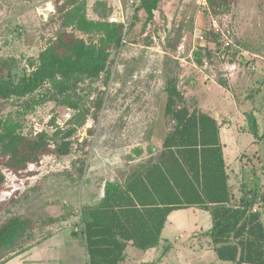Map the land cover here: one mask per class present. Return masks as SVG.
I'll return each mask as SVG.
<instances>
[{
    "label": "rangeland",
    "instance_id": "rangeland-1",
    "mask_svg": "<svg viewBox=\"0 0 264 264\" xmlns=\"http://www.w3.org/2000/svg\"><path fill=\"white\" fill-rule=\"evenodd\" d=\"M87 1L90 18L125 23L123 45L116 53L112 51L107 79L102 73L93 82L80 84L81 105L90 114L72 136L70 154H44L38 163L17 172L0 164L4 175L0 222L12 215L31 216L36 233L34 240L23 239L14 249L22 248L20 252L2 253L0 264H87L81 210L100 202L107 181L124 183L131 172L158 155L168 131L164 112L168 77H176L185 97H197L200 104L231 100L227 89L217 84L219 79L229 78L225 65L230 61L240 66L243 77L257 82L264 78V0H206L205 4L203 0H160L151 21L142 10L136 11V3L130 6L129 0ZM54 2L58 0H0V74L9 70L19 78L32 70L30 60L61 29ZM37 7L45 8V13ZM135 12L138 20L127 30ZM209 32L220 37L213 40ZM76 35L98 40L97 35L89 38L80 31ZM217 42L222 47L228 42L229 50L219 51ZM99 97L102 105L97 108ZM27 99L10 98L1 113L18 120L24 134L42 130L51 134L57 126L68 127L74 110L53 101L26 109ZM260 125L263 129L264 114ZM259 140L253 157L243 153L242 161L235 162V171L243 174V164H249L248 179L233 181L236 200L264 189V138ZM179 213L186 216L183 221L187 224L196 217L191 210ZM48 237L52 240L47 241ZM187 240L182 235L177 243ZM183 250L174 253L176 264H185L187 249ZM141 255L142 251L136 259ZM195 256L189 258L192 264L198 261ZM200 256L206 264L220 261L215 253L204 256L200 252ZM125 264L136 263L126 259Z\"/></svg>",
    "mask_w": 264,
    "mask_h": 264
},
{
    "label": "trees",
    "instance_id": "trees-1",
    "mask_svg": "<svg viewBox=\"0 0 264 264\" xmlns=\"http://www.w3.org/2000/svg\"><path fill=\"white\" fill-rule=\"evenodd\" d=\"M159 3L137 0L136 11L142 10L151 21ZM54 7L61 16V29L38 57L30 60L32 70L19 78L9 70L0 74V164L15 172L38 163L44 154L71 153V138L90 114V109L81 105L80 84L93 82L102 73L107 79L112 51L116 53L123 45L125 23L90 18L87 0H58ZM137 20L135 12L127 30L133 29ZM77 31L89 38L97 35L98 40L78 37ZM209 34L213 40L220 37L219 33ZM217 45L221 52L229 50V46ZM207 55L211 59L210 52ZM196 63L201 61L197 59ZM218 83L226 86L224 79ZM165 92L164 112L169 123L158 155L131 172L124 183L107 181L100 202L81 210L87 264H125L130 243L141 251L158 247L167 216L189 207L209 211L212 227L205 233L219 260L264 264V189L236 200L217 120L203 110L197 97H185L176 77L167 78ZM12 97H29L24 101L26 109L53 101L71 108L74 114L67 120V128L57 126L51 134L45 130L24 134L18 120L1 114L3 103ZM101 105L99 97L95 106ZM246 119L248 131L256 139H263L264 130L259 133L255 115L250 112ZM3 181L0 171V185ZM35 237L31 216H9L0 222V258L6 251L20 252L22 248L14 250L19 243ZM136 264H159V259Z\"/></svg>",
    "mask_w": 264,
    "mask_h": 264
},
{
    "label": "crops",
    "instance_id": "crops-1",
    "mask_svg": "<svg viewBox=\"0 0 264 264\" xmlns=\"http://www.w3.org/2000/svg\"><path fill=\"white\" fill-rule=\"evenodd\" d=\"M225 70H227L225 72L229 77L227 80L225 79L226 86L223 87L221 84H217L223 89H227V92L231 96V100L228 101V103L219 99L218 102L199 104L203 110L212 115L219 124V135L224 159L227 171L230 174V183L235 193L236 189L233 186V181H240L241 183L243 178L246 180L249 177L247 173L249 171V169H247L249 165L247 164L248 162L243 164L244 167L242 169L245 170V174L241 171L238 173L235 171V168H237L235 162H237V160L242 161L241 156L243 153L250 154L251 157H253L256 154L254 152L257 151V147L255 146L258 145L260 141L248 131L246 115L250 112L253 113L258 122L260 129L259 133L261 134L264 130L260 125V119L264 114V78L261 79V82H257V79H250L245 74L243 77V73H240L241 68L236 62H228L225 65ZM249 147L253 149L246 151ZM183 210H191L196 216L192 221H189V224L183 221V217L186 216L179 213ZM211 227L212 218L209 211L196 207L174 210L167 216L161 231V240L158 247L142 251L141 256H144L137 260L136 255L139 254L141 250L130 243L125 250L126 258L130 259L131 262L133 260V263L159 259V264H176V254L174 253H177V251L183 252L185 251L183 249L186 248L187 254L185 255V264H192L193 260L190 261L189 258L192 257L193 254L196 255L194 260H198L195 264H206L201 261L200 252H202L204 256H206V254H216L212 248L210 237L205 233ZM182 235H187L188 240L183 241L180 245L177 241ZM49 237L47 241L52 240V238ZM197 243L198 246H196ZM165 247L167 250L163 251ZM216 258H218L217 254ZM209 264L227 263L220 260L218 263L215 261Z\"/></svg>",
    "mask_w": 264,
    "mask_h": 264
},
{
    "label": "built area",
    "instance_id": "built-area-1",
    "mask_svg": "<svg viewBox=\"0 0 264 264\" xmlns=\"http://www.w3.org/2000/svg\"><path fill=\"white\" fill-rule=\"evenodd\" d=\"M137 0H129V4L130 6H133L135 3H136ZM203 3L205 4L206 3V0H203ZM50 9V8H49ZM48 9V10H49ZM37 10L38 12L41 11L43 12L45 10V8L43 7H37ZM50 11V10H49ZM45 13V11H44ZM202 38V37H201ZM230 44L228 42H226V46H229ZM250 69H254V66H251ZM257 208L256 207H253V211H255Z\"/></svg>",
    "mask_w": 264,
    "mask_h": 264
}]
</instances>
